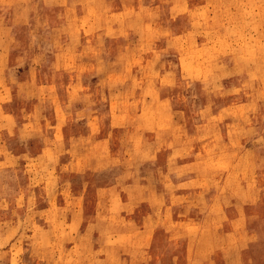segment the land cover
<instances>
[{"label": "rangeland", "instance_id": "rangeland-1", "mask_svg": "<svg viewBox=\"0 0 264 264\" xmlns=\"http://www.w3.org/2000/svg\"><path fill=\"white\" fill-rule=\"evenodd\" d=\"M0 264H264V0H0Z\"/></svg>", "mask_w": 264, "mask_h": 264}]
</instances>
